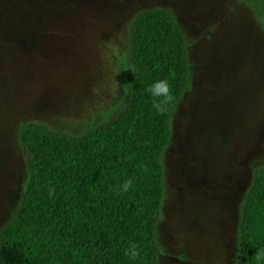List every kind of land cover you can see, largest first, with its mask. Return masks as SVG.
<instances>
[{
    "label": "rangeland",
    "instance_id": "1",
    "mask_svg": "<svg viewBox=\"0 0 264 264\" xmlns=\"http://www.w3.org/2000/svg\"><path fill=\"white\" fill-rule=\"evenodd\" d=\"M168 9L187 86L161 154L156 264H234L237 207L264 165V25L247 0H0V225L16 207L24 122L78 135L124 102L126 29Z\"/></svg>",
    "mask_w": 264,
    "mask_h": 264
},
{
    "label": "trees",
    "instance_id": "2",
    "mask_svg": "<svg viewBox=\"0 0 264 264\" xmlns=\"http://www.w3.org/2000/svg\"><path fill=\"white\" fill-rule=\"evenodd\" d=\"M247 2L264 25V0ZM125 38L129 92L113 114L78 135L41 122L18 125L25 176L0 225V264H156L161 154L187 86L186 42L170 11L158 6L136 11ZM158 79H168L176 97L165 115L147 92ZM128 178L127 193L114 191ZM131 242L140 249L136 259L124 254ZM235 247L234 264H256L264 248V165L252 169L238 204Z\"/></svg>",
    "mask_w": 264,
    "mask_h": 264
},
{
    "label": "clouds",
    "instance_id": "3",
    "mask_svg": "<svg viewBox=\"0 0 264 264\" xmlns=\"http://www.w3.org/2000/svg\"><path fill=\"white\" fill-rule=\"evenodd\" d=\"M131 69V68H130ZM124 92L128 93L129 88L127 85L124 87ZM147 92L152 97V107L156 113L160 115L168 114L170 108L175 104L176 97L173 94L172 86L168 79H158L154 81L148 88ZM133 186V180L131 178L126 179L121 184L117 185L114 191L119 194L127 193ZM55 189L49 188V196L54 195ZM165 217L161 214L158 217L159 221H163ZM126 256L130 259H136L140 254V249L135 242H131L125 249ZM256 264H264V248L259 249L254 254Z\"/></svg>",
    "mask_w": 264,
    "mask_h": 264
}]
</instances>
